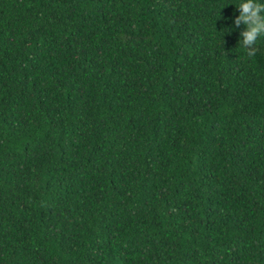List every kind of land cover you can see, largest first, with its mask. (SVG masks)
I'll use <instances>...</instances> for the list:
<instances>
[{
	"label": "trees",
	"instance_id": "16d2710c",
	"mask_svg": "<svg viewBox=\"0 0 264 264\" xmlns=\"http://www.w3.org/2000/svg\"><path fill=\"white\" fill-rule=\"evenodd\" d=\"M240 2L0 0V264H264Z\"/></svg>",
	"mask_w": 264,
	"mask_h": 264
},
{
	"label": "clouds",
	"instance_id": "9594fccd",
	"mask_svg": "<svg viewBox=\"0 0 264 264\" xmlns=\"http://www.w3.org/2000/svg\"><path fill=\"white\" fill-rule=\"evenodd\" d=\"M236 8L239 16L234 20V24L236 27L241 24L245 26V30L240 33L239 43L250 56L255 55L257 40L264 36V3L258 0H241Z\"/></svg>",
	"mask_w": 264,
	"mask_h": 264
}]
</instances>
